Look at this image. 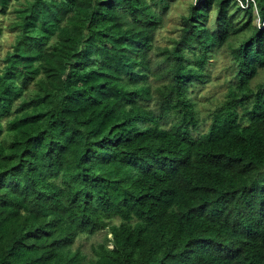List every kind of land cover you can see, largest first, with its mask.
I'll list each match as a JSON object with an SVG mask.
<instances>
[{
	"label": "trees",
	"instance_id": "16d2710c",
	"mask_svg": "<svg viewBox=\"0 0 264 264\" xmlns=\"http://www.w3.org/2000/svg\"><path fill=\"white\" fill-rule=\"evenodd\" d=\"M198 1L156 55L174 0L16 9L0 69V264H84L75 239L106 229L94 264H264V0ZM223 47L232 79L206 123L188 92Z\"/></svg>",
	"mask_w": 264,
	"mask_h": 264
},
{
	"label": "rangeland",
	"instance_id": "374dc122",
	"mask_svg": "<svg viewBox=\"0 0 264 264\" xmlns=\"http://www.w3.org/2000/svg\"><path fill=\"white\" fill-rule=\"evenodd\" d=\"M32 0H10L7 9L4 12L0 11V69L3 67V59L5 54L11 50L15 41L18 29L14 28L17 21L16 9L23 7L26 3ZM198 0H174L168 10L164 14L162 24L154 33L153 51L154 55L158 49L170 47L178 38L181 28V17L187 15L190 6H197ZM256 15V11L254 12ZM255 26L258 25V18L253 21ZM240 39L236 38L231 41V46H236ZM203 81L197 84L194 88H190L188 96L194 101L195 109L199 113V117L208 122L209 114L217 107L224 99L228 91L229 84L232 79L231 56L228 47H223L213 52L211 58L203 70ZM264 82V71H262L253 81L252 85ZM157 85H153V91ZM150 107L154 105L151 102ZM204 126L202 127V129ZM204 130V129H203ZM118 219L114 218L110 224H117ZM108 230L100 231L95 235L89 236L80 234L71 247L72 251L79 250L85 257L84 264H94V256L92 255V247L103 242L104 235L108 240L111 236L107 234ZM108 248H112V244L108 243Z\"/></svg>",
	"mask_w": 264,
	"mask_h": 264
},
{
	"label": "built area",
	"instance_id": "2783aa9c",
	"mask_svg": "<svg viewBox=\"0 0 264 264\" xmlns=\"http://www.w3.org/2000/svg\"><path fill=\"white\" fill-rule=\"evenodd\" d=\"M238 1V0H237ZM247 1H251V2H253L252 0H247ZM238 3H239V5L243 8L244 6L238 1ZM262 26H264V22H263V24H262Z\"/></svg>",
	"mask_w": 264,
	"mask_h": 264
}]
</instances>
